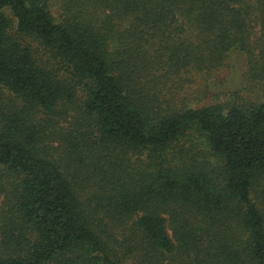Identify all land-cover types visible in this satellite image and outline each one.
Returning a JSON list of instances; mask_svg holds the SVG:
<instances>
[{
  "label": "trees",
  "instance_id": "obj_1",
  "mask_svg": "<svg viewBox=\"0 0 264 264\" xmlns=\"http://www.w3.org/2000/svg\"><path fill=\"white\" fill-rule=\"evenodd\" d=\"M0 264H264V0H0Z\"/></svg>",
  "mask_w": 264,
  "mask_h": 264
},
{
  "label": "rangeland",
  "instance_id": "obj_2",
  "mask_svg": "<svg viewBox=\"0 0 264 264\" xmlns=\"http://www.w3.org/2000/svg\"><path fill=\"white\" fill-rule=\"evenodd\" d=\"M234 55L231 58L232 65L227 69H220L210 75H203L199 72L179 73L171 78L168 87L172 83L180 86L179 92L170 89V93L163 91L164 99L169 100L171 104L190 107H199L206 104H212L219 100L226 99V93H230L238 88L241 81V60Z\"/></svg>",
  "mask_w": 264,
  "mask_h": 264
}]
</instances>
